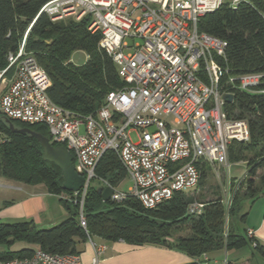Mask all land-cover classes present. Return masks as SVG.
<instances>
[{"label":"built area","instance_id":"obj_1","mask_svg":"<svg viewBox=\"0 0 264 264\" xmlns=\"http://www.w3.org/2000/svg\"><path fill=\"white\" fill-rule=\"evenodd\" d=\"M241 2L232 0L231 7L236 9ZM224 3L52 0L44 5L40 13L52 22L89 17L88 29L101 33L99 46L125 83L88 116L63 109L49 98L51 80L25 51V42L18 54H9L8 69L15 67V79L0 99V111L11 120L46 125L50 143L71 152L76 173L85 179L75 193L81 196V227L87 226L86 192L97 180L95 169L106 152L117 154L132 184L123 191L104 182L113 189L111 201L122 204L135 199L142 208L153 210L176 193L198 187L202 163L228 166L231 143L249 141L248 122L228 115L224 97L231 95L233 103L237 92L264 96V73L233 75L227 66V42L198 30L200 19ZM203 208L204 204L194 202L188 211L199 215ZM248 236L252 238L254 232ZM89 241L94 250L89 264H99L108 248ZM194 262L212 264L208 254ZM0 264L82 262L79 255L51 254L37 247L30 257L0 260Z\"/></svg>","mask_w":264,"mask_h":264},{"label":"trees","instance_id":"obj_2","mask_svg":"<svg viewBox=\"0 0 264 264\" xmlns=\"http://www.w3.org/2000/svg\"><path fill=\"white\" fill-rule=\"evenodd\" d=\"M50 1L0 0V72L7 70L4 74L7 76L15 73V67L8 69V56L18 54L25 42V51L34 56L51 80L49 98L80 116L95 114L105 104L107 96L122 89L125 83L112 59L99 46L101 33L88 29L90 18L52 22L46 14L40 13ZM198 30L227 42V66L233 75L264 73V0L242 1L236 9L231 3H224L220 9L200 19ZM77 52L87 55L82 65L71 62ZM225 110L232 118L246 120L250 132L248 142L231 143L230 159L235 161L233 156L237 152V160H243V150L252 151L259 158L249 166L245 193L236 196L228 210L221 199L188 202L185 197H190L185 193H176L156 209L146 210L135 199L122 204L104 202L98 188L90 184L83 203L86 228L79 223L81 196L76 197L74 192L64 189L61 169L43 160L40 142L29 133L14 132L10 124L14 129H30L50 140L47 126L11 120L0 111V136L4 137L0 144V176L28 185H44L49 193L60 197L67 212V218L50 229H41L33 221L0 223V246L9 249L0 253V260L32 256L34 249L31 248L10 251L17 242L36 245L51 254L79 255L80 246L89 238L170 247L193 259L255 243L254 249L264 256V248L253 238H246L238 227L247 217V213L242 212V202L254 200L264 191V186L255 185L257 171L264 167V96L237 92L233 103H226ZM208 166V163L200 165L198 187L205 182ZM95 175L98 181L114 188L127 178L113 151L104 154ZM194 202L204 204L199 215L188 211ZM181 231L187 233L180 234Z\"/></svg>","mask_w":264,"mask_h":264},{"label":"crops","instance_id":"obj_3","mask_svg":"<svg viewBox=\"0 0 264 264\" xmlns=\"http://www.w3.org/2000/svg\"><path fill=\"white\" fill-rule=\"evenodd\" d=\"M3 137H0V141ZM60 197L49 193L44 185H28L0 176V223L12 224L33 221L40 226H54L67 218ZM242 212L247 213L245 222L238 225L246 238L249 231L260 247L264 248V191L254 200L242 202ZM107 246L99 264H192L194 259L186 253L170 247L157 245H132L123 240L105 241L93 239ZM14 246V245H13ZM10 248L19 251L24 248L36 249V245ZM4 247V249H1ZM9 249L0 246V253ZM94 250L90 241L80 246L79 257L82 264H89ZM212 264H264V256L251 243L241 247L208 253Z\"/></svg>","mask_w":264,"mask_h":264},{"label":"rangeland","instance_id":"obj_4","mask_svg":"<svg viewBox=\"0 0 264 264\" xmlns=\"http://www.w3.org/2000/svg\"><path fill=\"white\" fill-rule=\"evenodd\" d=\"M232 0H225V3H231ZM247 2L248 0H242ZM74 19L69 17L58 22H68L73 21ZM23 44V43H22ZM87 61V55L84 52H77L73 55L71 62L75 65H82ZM0 72V76H1ZM15 79V73L11 76L3 75L0 77V99L2 95L7 91V89L11 86ZM134 138L135 135L133 134ZM3 137V136H2ZM4 138V137H3ZM136 141V139H134ZM238 153L236 152L233 156L235 161L230 159L228 156V166H223L220 164H209L206 171V176L204 178L203 185L196 187L194 189L188 190L185 195L189 196L185 197L188 202L196 201L199 202H208L216 199L223 200V203L227 207V210L230 208L233 201L236 200V196L241 197L246 190L247 180L249 178L248 173L250 170L251 163L258 162L259 158H256L252 151L243 150L241 156L243 160H237ZM248 160V161H247ZM251 161V162H250ZM250 162V163H249ZM106 183V182H105ZM104 182L93 179L90 184L92 187H107V184ZM103 184V185H102ZM255 185L257 187L264 186V167L259 169L255 178ZM132 186L130 180L126 178L122 183H120L117 188L119 190L128 191ZM189 199V200H188ZM74 202V201H73ZM61 206V204H60ZM62 207V206H61ZM64 212L65 209L63 208ZM67 213V212H66ZM61 223V222H60ZM59 224V223H58ZM55 224L54 226L58 225ZM54 226H40L41 229H50ZM187 231H181L180 234H186ZM30 246L25 242H17L14 244V249H21L22 247ZM1 249H4L2 247Z\"/></svg>","mask_w":264,"mask_h":264},{"label":"water","instance_id":"obj_5","mask_svg":"<svg viewBox=\"0 0 264 264\" xmlns=\"http://www.w3.org/2000/svg\"><path fill=\"white\" fill-rule=\"evenodd\" d=\"M224 98L227 102H232L231 95H226ZM10 127L14 132L22 131L29 133L40 142L43 148V160L51 162L61 169L64 177L63 187L65 190L77 193L84 187L85 179L76 173L73 164L74 158L70 151H68L63 146H54L50 143L47 137L39 133H35L30 129L17 130L14 129L12 124H10ZM98 192L102 194L103 201L108 202L111 200L113 189L110 186H107L105 188L99 187Z\"/></svg>","mask_w":264,"mask_h":264}]
</instances>
